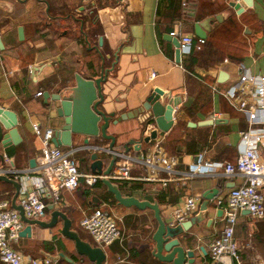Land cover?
Returning <instances> with one entry per match:
<instances>
[{"label": "crops", "instance_id": "0c3cea01", "mask_svg": "<svg viewBox=\"0 0 264 264\" xmlns=\"http://www.w3.org/2000/svg\"><path fill=\"white\" fill-rule=\"evenodd\" d=\"M228 1L0 0V105L14 111L20 136L14 143L0 145L2 164L20 169L29 166V157L36 160L39 139L30 123L36 121L52 129L56 125L54 101L46 96L47 103H44L42 91L53 93L69 85L75 71L84 76L104 71L99 81L101 98L97 106L108 115L105 131L114 135L117 147L122 141L138 138L154 127L152 122L144 124L148 111L138 110L144 95L153 86L178 95L179 99L172 105L170 127L166 131L156 128L153 138L140 140L137 148L131 146L125 152L124 156H129L130 176L125 178L123 187L138 198H157L159 211L166 221L172 207L181 203L186 195H196L197 206L186 216H200L189 226L196 237L189 244L195 254L189 264H207V241L222 225L221 207L214 205L213 197L217 192L225 193L229 186L241 181L242 176L221 171L189 172V164L198 157L206 161L233 160L241 147L238 131L246 127L242 112L209 84L223 87L230 83L236 77L237 61L249 72L264 73V0H251L250 5L240 11ZM230 17L239 22L238 30L217 32ZM195 25L204 33L203 37L212 38L213 44L195 49L175 61L174 46L165 34L179 27L197 36ZM215 42L223 48L241 44L244 49L237 58L227 54L215 57L212 54ZM218 71L223 73L222 79H218ZM38 89L40 92L36 93ZM207 117L221 118L205 124L188 123ZM262 126L264 128V124ZM81 136L71 133L70 144L58 146L71 149L78 170L85 172L90 171L91 149L90 144L81 142ZM106 142V138L99 136H89L88 140L100 146H105ZM154 142L164 151L177 155L172 170L159 169L151 174L141 161ZM256 147L264 159V139L257 141ZM96 155L102 165L106 163L105 151L99 149ZM124 156L116 157L113 167ZM211 186L216 187L215 192L207 198L205 206L199 208L200 191ZM20 187L28 189L30 184L23 181ZM85 189L79 176L77 185L70 190L60 189L56 199L44 191L45 210L39 218L48 217L47 205L51 203L67 215L71 227L77 229L82 238L95 243L78 224V218L93 206L105 207L113 214L119 234L109 243L100 245L104 264L161 261L149 251L150 233L155 225L151 209L111 202L103 185ZM262 191L264 208V184ZM21 194L17 192L16 200ZM25 223L22 221L21 228ZM59 224V219L51 226L31 222L28 233L18 234L10 243L24 256L47 258L44 264L88 262L74 250L72 240L59 232ZM233 236L242 259L264 264V213L255 218L239 209ZM0 264L6 263L0 260Z\"/></svg>", "mask_w": 264, "mask_h": 264}, {"label": "built area", "instance_id": "2783aa9c", "mask_svg": "<svg viewBox=\"0 0 264 264\" xmlns=\"http://www.w3.org/2000/svg\"><path fill=\"white\" fill-rule=\"evenodd\" d=\"M237 1V0H231ZM184 0H181L183 3ZM169 34L175 35L178 41V61L186 57L191 45L195 47L203 41V36H194L183 32L179 27L172 28ZM236 77L227 85L217 87L209 84L211 89L226 98L228 103L242 112L246 127L239 129L240 149L233 160H202L198 159L189 164L188 171H221L226 174L239 173L241 181L227 188L225 193L213 197L214 205L221 207L222 225L219 231L209 238L206 244L207 264H262L242 259L238 252L237 242L233 236L236 213L239 209H247L252 217H260L264 213L263 191L264 159L260 156L256 142L264 139V73H252L237 61ZM39 93L40 90H36ZM32 132L38 136L39 145L36 160L33 165L17 169L12 165H0V172L10 174L19 180L17 197L18 203L26 216L39 217L44 214L45 202L42 198L48 191L54 199L60 189L70 190L78 183V177L85 185H91L99 174L78 170L77 161L72 150L61 148L50 141L52 127L40 126L38 122L30 123ZM121 155H125L122 153ZM6 158V156H4ZM177 160V155L166 152L158 142L148 148L141 161L151 174L157 170L170 171ZM129 156L115 167L112 166L109 177L128 178ZM25 181L30 188L20 187ZM197 206L196 195H186L181 203L169 210L168 223L184 219ZM78 224L91 236L92 240L103 245L118 236L119 229L113 214L102 206H93L82 212ZM22 226L17 211L10 206L7 198H0V260L6 264H44L47 258L39 259L34 256H24L15 249L10 241L18 236Z\"/></svg>", "mask_w": 264, "mask_h": 264}, {"label": "water", "instance_id": "95a60500", "mask_svg": "<svg viewBox=\"0 0 264 264\" xmlns=\"http://www.w3.org/2000/svg\"><path fill=\"white\" fill-rule=\"evenodd\" d=\"M251 0L228 1L236 11H240L245 6L250 5ZM21 27L18 26V30ZM194 33L197 36H204V33L194 26ZM173 44V59L178 61L177 38L169 33L165 34ZM1 46V45H0ZM103 70L95 76H84L81 73L73 72V81L69 85H64L60 89L49 93L47 90L42 91L44 103H47L46 96L53 99L55 113V127L50 136V141L54 145L60 143L69 145L71 133L82 134L81 142L90 144L88 147L90 161L88 163L90 172L99 174V180L105 189L111 193L116 203L122 205H134L137 208L148 207L151 209L155 225L150 233L152 244L149 248L150 253L159 260L167 261L169 264H189L194 258V250L189 244L196 238L195 233L189 229L190 224L199 220L198 214L186 217L178 222L168 223L159 211L157 202L147 198H138L129 193H122L118 184L109 177V172L114 164L116 157L125 153L131 146L137 148L140 140L146 141L153 138L156 128L166 131L172 123V105L179 99V96L172 95L167 91H163L157 86H153L140 102L138 110H147V117L144 124L152 122L154 127L149 131L140 135L138 138H128L122 141L117 147L114 142V135L105 131V125L108 120L106 115L98 106L101 98L99 91V81L103 77ZM218 79H222L223 73L218 71ZM48 106V104H47ZM221 117H207L199 119L195 122L188 121L189 124H205L212 121H218ZM100 120V121H98ZM89 136H99L107 139L105 146L95 143H88ZM20 138L16 128V115L12 109L0 105V145L4 146L8 143H14ZM103 150L108 154L106 163L102 165L101 159L97 157V150ZM28 165L34 164V158L31 156L27 160ZM2 161V153L0 152V165ZM0 179L8 181L12 186V192L9 198L10 206L13 207L21 221L26 222L20 228L18 234L28 233V224L33 222L38 226H51L59 219V232L72 240L74 250L86 257L88 262L82 264H104V251L102 247L96 243L82 238L75 228L71 227L70 219L59 208L47 205L49 209L48 217L42 219L39 217H28L23 211L21 205L16 200L19 187V180L12 176L0 172ZM216 187H205L200 191L202 200L199 208H203L207 198L211 197ZM247 211V209H244ZM199 248L205 252L202 244Z\"/></svg>", "mask_w": 264, "mask_h": 264}, {"label": "trees", "instance_id": "16d2710c", "mask_svg": "<svg viewBox=\"0 0 264 264\" xmlns=\"http://www.w3.org/2000/svg\"><path fill=\"white\" fill-rule=\"evenodd\" d=\"M238 27H239V22L234 17H230V18H228V20L226 21L225 24L221 25V27L219 29H217V32L225 33L226 31H230V32H232L234 30L237 31ZM212 44H213V40H212V38H210V36L208 38L203 37V41L201 43H199V45L197 47H195L194 44L191 45L190 52L195 50V49H199L202 46H204V47L208 46L209 47ZM214 44L215 45L212 48V54L215 57H220L224 54H227L228 56H230L232 58H237L244 49V47H242L241 44L240 45H233L232 44V46L228 47V48H223L222 46L217 45L216 42ZM189 59H190V61H192L193 57L190 56ZM8 175H10V174H8ZM112 180H114L118 184V187L122 193L129 192V190H127V191L124 190V187H123V184H126L125 178H112ZM98 185L99 186L103 185L101 183V181L99 180V178H97L91 185H85V187H86L85 191H87L90 186H98ZM11 188H12V186L8 181L0 179V198H7L9 201V197L11 194ZM109 194L111 197L109 201H111V202L115 201L110 192H109ZM155 201L157 202V198ZM76 231H77V229H76ZM156 264H169V262L167 263V261L161 260V261H157Z\"/></svg>", "mask_w": 264, "mask_h": 264}, {"label": "rangeland", "instance_id": "374dc122", "mask_svg": "<svg viewBox=\"0 0 264 264\" xmlns=\"http://www.w3.org/2000/svg\"><path fill=\"white\" fill-rule=\"evenodd\" d=\"M113 212H114V210H113ZM115 213V212H114Z\"/></svg>", "mask_w": 264, "mask_h": 264}]
</instances>
